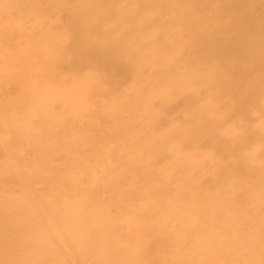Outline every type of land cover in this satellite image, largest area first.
Listing matches in <instances>:
<instances>
[{
    "label": "bare ground",
    "instance_id": "1",
    "mask_svg": "<svg viewBox=\"0 0 264 264\" xmlns=\"http://www.w3.org/2000/svg\"><path fill=\"white\" fill-rule=\"evenodd\" d=\"M261 19L0 0V264H264Z\"/></svg>",
    "mask_w": 264,
    "mask_h": 264
},
{
    "label": "rangeland",
    "instance_id": "2",
    "mask_svg": "<svg viewBox=\"0 0 264 264\" xmlns=\"http://www.w3.org/2000/svg\"><path fill=\"white\" fill-rule=\"evenodd\" d=\"M245 5V4H244ZM244 5H242V6H244ZM173 19V18H172ZM174 20H175V17H174ZM262 20V19H261ZM262 21H264V20H262ZM262 26V28H264V24H262L261 25Z\"/></svg>",
    "mask_w": 264,
    "mask_h": 264
}]
</instances>
